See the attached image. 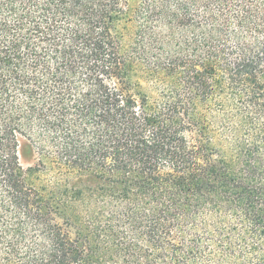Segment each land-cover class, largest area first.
Listing matches in <instances>:
<instances>
[{"label":"trees","instance_id":"1","mask_svg":"<svg viewBox=\"0 0 264 264\" xmlns=\"http://www.w3.org/2000/svg\"><path fill=\"white\" fill-rule=\"evenodd\" d=\"M0 264H264V0H0Z\"/></svg>","mask_w":264,"mask_h":264},{"label":"rangeland","instance_id":"2","mask_svg":"<svg viewBox=\"0 0 264 264\" xmlns=\"http://www.w3.org/2000/svg\"><path fill=\"white\" fill-rule=\"evenodd\" d=\"M20 161L24 167H27L32 164L31 157L29 156L25 157L23 154H20Z\"/></svg>","mask_w":264,"mask_h":264}]
</instances>
